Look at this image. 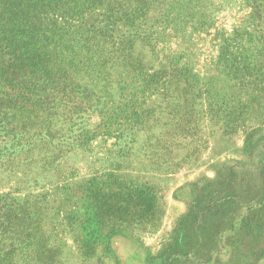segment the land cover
<instances>
[{
    "label": "rangeland",
    "instance_id": "1",
    "mask_svg": "<svg viewBox=\"0 0 264 264\" xmlns=\"http://www.w3.org/2000/svg\"><path fill=\"white\" fill-rule=\"evenodd\" d=\"M145 6L156 48L131 39L129 64L97 49L100 69L66 56L69 99L12 106L0 88V198L15 208L0 264H264V0ZM170 62L182 75L167 92L143 86ZM98 116L110 126L94 131ZM81 126L96 134L77 140ZM135 188L154 192V216L86 244L85 199Z\"/></svg>",
    "mask_w": 264,
    "mask_h": 264
},
{
    "label": "trees",
    "instance_id": "2",
    "mask_svg": "<svg viewBox=\"0 0 264 264\" xmlns=\"http://www.w3.org/2000/svg\"><path fill=\"white\" fill-rule=\"evenodd\" d=\"M146 3L147 0H16V10H0V88L6 102L10 100L12 106L22 104L32 108L54 102L58 96L67 100L79 93L80 89L66 71V56L73 60L83 56L93 68L97 65L100 69V64L103 67L107 64L106 55L102 52L96 58L97 49L106 51L108 47L126 64L132 62L131 39L139 37L155 49L152 45V42L157 44L155 38L146 30L140 32L138 25L145 19ZM126 4L128 9L124 8ZM131 4L135 7L130 8ZM72 40L76 45L71 44ZM138 67L143 70L138 63L130 66ZM149 72L143 74V86L160 92H167L176 76L182 75L171 62L162 71ZM90 118L83 114L76 117L82 124ZM99 118L94 131L110 126L107 116ZM1 125L0 132L7 135L3 132L7 127L0 118ZM78 131L79 141L90 140L96 134L90 136L92 129L88 126H81ZM4 200L0 198V235L8 233L12 222L7 213L15 210H9ZM85 202L86 244L107 237L103 227L108 222L110 231L115 232L123 226L145 223L156 211L155 194L147 188L129 190L112 204H102L97 196L87 197Z\"/></svg>",
    "mask_w": 264,
    "mask_h": 264
}]
</instances>
